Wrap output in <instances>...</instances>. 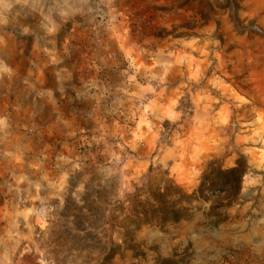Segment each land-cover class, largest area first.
Returning <instances> with one entry per match:
<instances>
[{
    "label": "rangeland",
    "instance_id": "rangeland-1",
    "mask_svg": "<svg viewBox=\"0 0 264 264\" xmlns=\"http://www.w3.org/2000/svg\"><path fill=\"white\" fill-rule=\"evenodd\" d=\"M184 1L0 0V264L144 258L136 232L131 248L112 227L117 204L158 172L191 193L208 162L239 156L248 171L226 220L203 204L189 237L247 223L264 264V0Z\"/></svg>",
    "mask_w": 264,
    "mask_h": 264
},
{
    "label": "trees",
    "instance_id": "trees-1",
    "mask_svg": "<svg viewBox=\"0 0 264 264\" xmlns=\"http://www.w3.org/2000/svg\"><path fill=\"white\" fill-rule=\"evenodd\" d=\"M187 1L177 7L186 4ZM217 7L231 8L233 11L238 9L232 0H225V4H217ZM159 10L164 12L168 9ZM233 20L236 23L235 16ZM157 36L163 37L161 32ZM188 36L178 33L173 37ZM247 171L248 166L243 156H239L234 166L227 169L220 166L218 161L212 160L207 163L198 186L191 193H187L177 185L167 172L152 174L144 188L138 189L122 203L117 204L118 208L110 214L111 225L123 231V241L127 240L132 248L133 233L141 228L145 226L165 228L189 220L203 204L208 205L207 216L217 218L216 224L222 223L227 218L222 210L238 199ZM119 249L118 245H113L105 259L111 260Z\"/></svg>",
    "mask_w": 264,
    "mask_h": 264
},
{
    "label": "crops",
    "instance_id": "crops-1",
    "mask_svg": "<svg viewBox=\"0 0 264 264\" xmlns=\"http://www.w3.org/2000/svg\"><path fill=\"white\" fill-rule=\"evenodd\" d=\"M248 192L246 190L243 191L241 197L246 198L249 195ZM199 214L200 212L189 220L181 221L165 228L156 226L143 227L135 233L133 242L139 246L141 251L145 252L144 258L135 256L133 252L121 249L111 260L110 264H161L163 260L168 264H255L254 247L251 246L253 243L252 236L250 235L251 228L248 227L247 223H235L236 235L231 236L233 231H235L233 227L234 223L226 221L221 225L216 236H212V233L203 234L198 240V238H190L189 234L195 230L197 225L206 223L205 220L201 221L198 218L201 217ZM204 228L206 229V227ZM238 228L246 229V233L238 235ZM228 240L230 248H238L241 246V242L245 244L243 246L246 251L244 258L234 260L226 255L227 250L225 246ZM189 243L191 244V249H187ZM192 249L195 251L204 250L203 255L200 254V257H203L200 261L197 260L198 254H195V258L193 259L185 257V251L188 250L189 252ZM212 249H216V252L212 255V262H208L204 256H208V250L211 251ZM258 253H261V256H263L262 263H264V247Z\"/></svg>",
    "mask_w": 264,
    "mask_h": 264
}]
</instances>
